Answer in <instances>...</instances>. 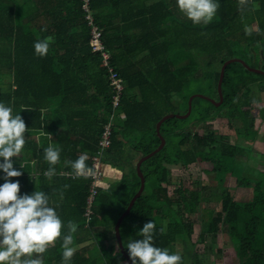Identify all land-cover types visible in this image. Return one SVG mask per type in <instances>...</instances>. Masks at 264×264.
<instances>
[{"label":"trees","instance_id":"16d2710c","mask_svg":"<svg viewBox=\"0 0 264 264\" xmlns=\"http://www.w3.org/2000/svg\"><path fill=\"white\" fill-rule=\"evenodd\" d=\"M111 1L117 2L89 3V12L111 57L109 66L103 67L101 53L90 46V28L81 0H0V102L20 112L27 129L24 150L10 158L15 161L14 168L24 163L22 175L10 179L19 180L21 194L34 190L49 193L61 218L78 224L70 264H127L118 249L114 225L139 189L136 163L159 146L156 124L173 113L172 99L180 96L190 81L203 78L200 66L208 61L219 62L221 67L235 56L249 67L250 63L264 64V0H218L217 12L208 24H193L185 16L182 19L174 1H158L144 13L133 11L137 19L133 27L126 26V14L119 10L122 5L116 8ZM108 17H117L118 27L103 24V18ZM48 37L47 55H36L34 41ZM167 37L171 41L162 45L159 41ZM114 38L113 47L108 39ZM108 68L123 82L117 112L124 120L115 121L102 163L119 171L121 178L98 190L86 225L91 178L75 176L68 162L86 153V164L91 167V158L98 151L111 112ZM219 73L213 71L210 76V90L217 98ZM4 80L9 83L4 84ZM254 85L264 90V76L248 72L239 63L228 65L221 86L222 104L216 108L209 103L210 109L204 110L197 122L205 128L225 110L231 119L244 121L243 128L235 129L237 137L254 142L258 136L251 113L256 101ZM185 106L186 112L188 102ZM258 111L264 121V108ZM169 121L160 127L164 148L141 165L143 193L120 224L127 255L124 243L140 239L136 233L153 220L154 244L170 251L173 245L181 246L182 264H205L198 245L209 243L210 259L214 253L218 255L219 250L214 252L213 247L220 234L228 236L236 264H264V171L250 177L236 171L246 168L244 151L251 149L232 145L228 136L211 130L203 135L168 131L164 125ZM49 142L61 148L56 175L51 179L44 176L49 165L43 158ZM199 162L211 164L217 185L201 186L196 180L185 188L179 182L170 194L171 168L180 165L187 169ZM228 169L238 188L250 190L247 200H236L223 185ZM147 184L150 188L145 193ZM212 201L218 210L194 240L190 216ZM161 227L163 233L159 232ZM61 242L57 239L42 254L44 264H61ZM86 242L87 246L79 248Z\"/></svg>","mask_w":264,"mask_h":264},{"label":"clouds","instance_id":"9594fccd","mask_svg":"<svg viewBox=\"0 0 264 264\" xmlns=\"http://www.w3.org/2000/svg\"><path fill=\"white\" fill-rule=\"evenodd\" d=\"M178 10L193 24H208L213 20L218 0H175ZM51 38L37 39L33 48L36 55H47ZM20 112L11 105L0 102V264H44L42 254L57 239L61 242V264H70L76 249L73 234L78 224L64 221L49 193L34 190L30 194L20 193L19 180L24 163L14 168L10 158L18 157L24 150L27 131ZM43 158L49 167L44 176L51 179L56 175L55 166L60 162L61 148L52 142L43 149ZM87 154L70 161L75 175H91ZM67 187V185H65ZM164 227L159 232H164ZM156 225L153 220L145 223L136 233L140 239H128L125 248L131 264H182V257L168 248L154 244ZM35 254V255H34Z\"/></svg>","mask_w":264,"mask_h":264},{"label":"rangeland","instance_id":"374dc122","mask_svg":"<svg viewBox=\"0 0 264 264\" xmlns=\"http://www.w3.org/2000/svg\"><path fill=\"white\" fill-rule=\"evenodd\" d=\"M234 59L241 60L240 56H235ZM251 68L255 66L254 69L264 71V64L263 62H259L258 64H249ZM222 67V66H221ZM219 62H212L209 63L205 61L200 66V71L203 78H200L198 81H190L188 85L185 86L183 93L180 96H176L172 99V114L175 115H184L186 112V102L192 96H201L205 99H211L217 101L218 98L216 95L210 90V87L213 85V81L210 79L211 74L213 71H220L221 69ZM236 70L239 67H235ZM255 98V103L252 106V116L256 119L255 120V128L258 132V136L254 142L245 141L243 138L237 137L235 133V129L243 128L244 121L241 119H231L227 113L224 111L220 112L216 119L206 123V127L202 128L200 126V122L197 120L202 116L204 110H209L210 105L209 101L205 99L196 100L194 98L193 106H191V113L188 118L184 120L180 119H170L168 123L164 125L166 130H175L177 132H195L200 135L206 134L207 130H211L216 132L218 135H226L229 137V141L232 145H239L245 148L251 149L245 150L244 153L247 155V161L244 163L242 167L237 168V174L240 176H252L255 174L256 171H264V121L261 120V113L258 111L259 108H264V90H259L254 85L252 87ZM177 98V99H176ZM211 104V103H210ZM215 107V106H214ZM188 109V108H187ZM211 164L210 163H197L194 165H190L187 169H182L180 165H176L171 168V177H172V185L170 187V194L171 190L174 186H178L179 182L183 184V186L189 187L191 182L199 180L201 182V186H216L217 182L214 180V174L210 172ZM108 166L102 164L101 172H102V179L100 180V189L107 188L108 185L114 181L113 172ZM209 172V173H208ZM226 188L230 190V192L234 195L236 200H247L250 196V190L244 188H238L235 180L232 178L230 169H228V173L225 176V181L223 184ZM149 184H147L145 188V193L149 190ZM218 210V205L214 203V201L210 202L209 204H204L201 207V210L193 215L190 216L191 220L194 222V234L193 239L196 240L198 233L202 230L205 226L206 221L210 218L211 214ZM208 245L202 247L201 245L197 246V250L201 253L203 252V258L205 264H236L237 260L235 257V253L232 249L230 244L229 238L225 234H220L214 245V252L219 250V254H213L212 259L208 256ZM81 248V247H79ZM171 252L181 253L182 248L181 246H172Z\"/></svg>","mask_w":264,"mask_h":264},{"label":"built area","instance_id":"2783aa9c","mask_svg":"<svg viewBox=\"0 0 264 264\" xmlns=\"http://www.w3.org/2000/svg\"><path fill=\"white\" fill-rule=\"evenodd\" d=\"M82 2V10L85 14V20L87 22L88 27L90 28V46L92 47L93 51L101 53L102 64L103 67L109 66L110 61V54L105 50L104 45L102 43V32L101 30L94 24V20L89 12V3L90 0H81ZM109 72V82L112 89V96H111V112L108 123L103 126L101 136L98 141V151L96 154L91 158V167L93 172L91 175L84 174L78 177H89L91 178V185L89 189V195L86 200V209L84 213V218L86 221V225H88L89 221L92 217V204L94 198L96 197L98 190L101 188L100 180L102 179V158L104 152L110 147L111 145V136L113 125L116 120H124V115L119 114L117 112L118 108L120 107L121 96L123 93V82L119 74L113 70L112 68H108ZM66 176H70L66 174ZM76 176V175H75Z\"/></svg>","mask_w":264,"mask_h":264},{"label":"water","instance_id":"95a60500","mask_svg":"<svg viewBox=\"0 0 264 264\" xmlns=\"http://www.w3.org/2000/svg\"><path fill=\"white\" fill-rule=\"evenodd\" d=\"M232 63H239L241 64L248 72L250 73H254V74H258V75H261V76H264V71H260V70H257V69H254V68H251L249 67L244 61L242 60H239V59H230V60H227L226 62L223 63L221 69H220V73H219V79H218V82H217V95H218V101H215V100H211V99H205L201 96H192L189 100H188V109H187V112L184 114V115H175V114H168V115H165L164 117H162L159 122L156 124V134H157V137L159 138L160 140V144L159 146L150 154L146 155V156H142L138 162L136 163V174H137V177L139 178L140 180V186H139V189L137 191V193L132 197V199L130 200L127 208L125 209V211L120 215V217L117 219L115 225H114V235H115V239H116V242H117V245H118V249L121 253V255L125 258L126 260V263L127 264H131V260L129 258V256L127 255L126 251L124 250L123 248V245H122V240H121V236H120V231H119V228H120V224L122 223V221L124 220V218L129 214L131 208L133 207L135 201L141 196V194L143 193V190H144V186H145V179H144V176L141 172V165L142 163H144L145 161H147L148 159L152 158L155 154H157L158 152H160L164 146H165V140L164 138L160 135V127L161 125L167 121V120H170V119H173V118H176V119H180V120H184L186 118L189 117L190 113H191V104H192V100L194 98H201V99H205L207 101H209L213 106H215L216 108H218L222 102H223V95H222V91H221V86H222V81H223V77H224V71L226 69V67Z\"/></svg>","mask_w":264,"mask_h":264},{"label":"crops","instance_id":"0c3cea01","mask_svg":"<svg viewBox=\"0 0 264 264\" xmlns=\"http://www.w3.org/2000/svg\"><path fill=\"white\" fill-rule=\"evenodd\" d=\"M158 1H163V0H117V2L111 1V4L116 8L120 7L119 8L120 12H123L126 14L125 17L128 21L126 26L133 27V26H135V22L137 20V19L133 18V17H135L133 14L134 13L133 11H136V13H144L147 11V9L150 6H152L155 2H158ZM168 1H169V3L173 2V1L175 2V0H168ZM119 4L122 6L118 7ZM175 4H176V2H175ZM181 17H182V19H185L184 15H182ZM141 18H143V17H141ZM140 20H142V19H140ZM102 23L106 24V26L109 28L112 25H113V27H118V25L120 24L117 17L113 18V19L109 18V17L106 19L103 18ZM136 26H137V24H136ZM134 33H136V32L134 31L133 34ZM115 41H116L115 38L112 40L108 39L109 45H113V47L115 46ZM166 41L170 42L171 38L167 37L165 39H162L159 42L163 45V42H166ZM144 46L146 47L147 45H144ZM3 83L8 84L9 80H4ZM108 168L111 170L110 172H113L112 178H114V181H112V182L118 181L121 178V173L119 171L113 169L110 166H108ZM88 244H89V242H86V243L80 245V247L87 246Z\"/></svg>","mask_w":264,"mask_h":264}]
</instances>
